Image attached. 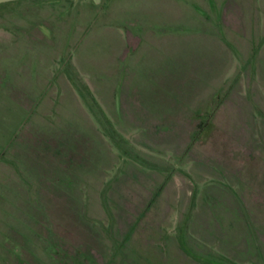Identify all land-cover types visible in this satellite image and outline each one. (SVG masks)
Listing matches in <instances>:
<instances>
[{
  "label": "rangeland",
  "instance_id": "374dc122",
  "mask_svg": "<svg viewBox=\"0 0 264 264\" xmlns=\"http://www.w3.org/2000/svg\"><path fill=\"white\" fill-rule=\"evenodd\" d=\"M0 264H264V0L0 3Z\"/></svg>",
  "mask_w": 264,
  "mask_h": 264
},
{
  "label": "trees",
  "instance_id": "16d2710c",
  "mask_svg": "<svg viewBox=\"0 0 264 264\" xmlns=\"http://www.w3.org/2000/svg\"><path fill=\"white\" fill-rule=\"evenodd\" d=\"M208 110L204 109L201 117L197 115L193 116L192 120L198 119L199 124L196 127L197 131L193 132L190 137L194 142L199 139L196 145L203 151H214L213 149L218 150V148L223 145V134L220 130L217 118L213 117L211 110ZM196 133H199V135L201 134V136H196ZM212 144H215L216 148H213Z\"/></svg>",
  "mask_w": 264,
  "mask_h": 264
},
{
  "label": "water",
  "instance_id": "95a60500",
  "mask_svg": "<svg viewBox=\"0 0 264 264\" xmlns=\"http://www.w3.org/2000/svg\"><path fill=\"white\" fill-rule=\"evenodd\" d=\"M8 1H14V0H0V3L8 2ZM94 3H98L99 0H92Z\"/></svg>",
  "mask_w": 264,
  "mask_h": 264
},
{
  "label": "crops",
  "instance_id": "0c3cea01",
  "mask_svg": "<svg viewBox=\"0 0 264 264\" xmlns=\"http://www.w3.org/2000/svg\"><path fill=\"white\" fill-rule=\"evenodd\" d=\"M218 209H219V211H221V210H222V209H220V207H219ZM218 214L222 215V214H221V212H219Z\"/></svg>",
  "mask_w": 264,
  "mask_h": 264
},
{
  "label": "flooded vegetation",
  "instance_id": "af4514ba",
  "mask_svg": "<svg viewBox=\"0 0 264 264\" xmlns=\"http://www.w3.org/2000/svg\"><path fill=\"white\" fill-rule=\"evenodd\" d=\"M92 1V0H91ZM93 2V1H92ZM94 3V2H93ZM95 4V3H94Z\"/></svg>",
  "mask_w": 264,
  "mask_h": 264
}]
</instances>
